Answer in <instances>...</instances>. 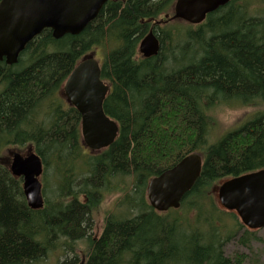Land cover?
<instances>
[{
    "label": "trees",
    "instance_id": "obj_1",
    "mask_svg": "<svg viewBox=\"0 0 264 264\" xmlns=\"http://www.w3.org/2000/svg\"><path fill=\"white\" fill-rule=\"evenodd\" d=\"M175 2L111 0L81 34L55 39L44 30L16 65L0 62V153L29 144L44 176L56 178L55 200L43 189L45 206L33 211L22 179L0 162V264H37L57 250L73 254L59 264H244V255L229 257L225 249L233 242L248 247L255 233L218 207L215 190L264 169V112L213 141L211 132L220 104L264 103V0H231L200 25L165 19ZM160 20L169 23L155 25ZM151 30L160 51L142 58L139 45ZM97 48L110 86L104 111L119 133L109 148L87 153L81 115L62 91ZM192 153L201 155L203 169L180 209L155 211L149 182ZM116 191L124 193L114 205L122 211H107L95 239L93 214L104 194ZM82 241L81 262L75 245Z\"/></svg>",
    "mask_w": 264,
    "mask_h": 264
},
{
    "label": "water",
    "instance_id": "obj_2",
    "mask_svg": "<svg viewBox=\"0 0 264 264\" xmlns=\"http://www.w3.org/2000/svg\"><path fill=\"white\" fill-rule=\"evenodd\" d=\"M111 0H1L0 62L18 63L26 46L44 30L53 38L79 35ZM231 0H176L171 20L200 25L207 17L227 6ZM158 36L150 32L140 43L139 51L149 58L158 55ZM99 62L88 58L79 63L63 87V95L81 115L83 143L92 152L109 148L117 139L119 126L104 111L110 87L101 78ZM200 154L192 153L171 169L152 179L147 188L149 205L159 213L178 210L184 197L194 187L203 169ZM43 161L37 153L23 156L14 153L10 172L23 181L28 207L45 206L40 177ZM218 207L234 213L250 231L264 228V169L222 182L215 190Z\"/></svg>",
    "mask_w": 264,
    "mask_h": 264
},
{
    "label": "rangeland",
    "instance_id": "obj_3",
    "mask_svg": "<svg viewBox=\"0 0 264 264\" xmlns=\"http://www.w3.org/2000/svg\"><path fill=\"white\" fill-rule=\"evenodd\" d=\"M173 9L174 6L172 8V11H170L169 14H165L164 16L170 15L169 18L172 17ZM163 22L164 23H160L159 26L164 27L169 23L167 21ZM179 23L184 24L185 22ZM139 56L144 58L141 53H139ZM88 58L96 59L100 64H102L104 62L105 54L103 53L102 49L97 48L88 54ZM260 112H264V103H261L260 101L253 102V105H243L238 101H231L228 103L220 104L217 108L214 109L213 112V117L216 120V125L213 127V130L211 132V141L216 139L218 136L223 137L226 134L239 129L241 126L257 117ZM16 152L22 154L23 156H28L34 152V149L29 144L9 145L1 150L0 162L9 168L12 160V155ZM88 152L89 151L87 150V153ZM63 162H68L66 157H64ZM65 163L63 164V168L67 170L70 169V164L66 165ZM79 165V162H75L72 164L71 169H73V166L79 167ZM40 181L43 185L44 194H46L45 199L47 198V200L49 201L55 200L56 178L54 174L51 171L48 172L47 175L45 174V176L43 174V176L40 178ZM126 182H128V179L126 180ZM116 186H121L122 188L127 190L126 193H131V186L125 184L124 182H119V184ZM123 195L124 193L122 194L119 191H116L115 193L104 194L102 204L93 214V231L91 232V234L95 239L100 238L103 232L104 218L106 217L107 211H114L118 213L122 211L121 209L116 208V206L114 207V205H116V203L120 201V198L123 197ZM206 206L208 209L210 206V202H208ZM124 210L125 213L128 211L127 203H125ZM243 233V229L239 230L237 232V237L240 238ZM254 238L256 240H253V236L250 237L251 243L248 247H241L236 242L230 243L225 249L226 255L229 257H234L235 254L239 256L244 255V264H264V228L256 232ZM87 245L88 244L84 241L79 242L75 245L76 252L81 259V262L84 259V251L87 249ZM67 256L71 257L73 256V254H62L61 251L57 250L48 253V255L37 264H59L65 258H68Z\"/></svg>",
    "mask_w": 264,
    "mask_h": 264
},
{
    "label": "bare ground",
    "instance_id": "obj_4",
    "mask_svg": "<svg viewBox=\"0 0 264 264\" xmlns=\"http://www.w3.org/2000/svg\"><path fill=\"white\" fill-rule=\"evenodd\" d=\"M174 6H175V5H174ZM173 10H174V9H173ZM49 30H50V29H49ZM51 31H52V30H51ZM81 33H82V32H81ZM81 33H80V34H81ZM68 35H70V34H68ZM65 36H66V35H65ZM72 36H77V35H72ZM62 38H63V37H62ZM60 39H61V38H60ZM159 42H160V41H159ZM159 51H160V50H159ZM141 54H142V53H141ZM20 55H21V54H20ZM142 55H143V54H142ZM155 56H157V55H155ZM143 57H144V58H147V57H145L144 55H143ZM152 57H154V56H152ZM149 58H150V57H149ZM87 59H88V58H87ZM85 60H86V59H85ZM95 60H96V59H95ZM83 61H84V60H83ZM96 61H97V60H96ZM81 62H82V61H81ZM81 62H80V63H81ZM99 65H100V67H101V64H100V63H99ZM105 100H106V99H105ZM13 155H14V153H13ZM13 155H12V158H13ZM163 173H164V172H163ZM159 176H160V175H159ZM157 177H158V176H157ZM153 179H154V178H153ZM198 179H199V178H198ZM198 179H197V180H198ZM22 187H23V184H22ZM42 191H43V190H42ZM23 193H24V190H23ZM24 197H25V196H24ZM25 199H26V198H25ZM43 199H44V196H43ZM26 202H27V201H26ZM44 202H45V201H44Z\"/></svg>",
    "mask_w": 264,
    "mask_h": 264
}]
</instances>
